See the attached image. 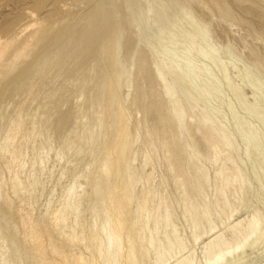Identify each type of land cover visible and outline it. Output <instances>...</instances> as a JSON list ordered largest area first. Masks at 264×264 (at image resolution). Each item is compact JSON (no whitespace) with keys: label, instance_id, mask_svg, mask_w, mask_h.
<instances>
[{"label":"rangeland","instance_id":"rangeland-1","mask_svg":"<svg viewBox=\"0 0 264 264\" xmlns=\"http://www.w3.org/2000/svg\"><path fill=\"white\" fill-rule=\"evenodd\" d=\"M1 48L0 264L6 236L19 264H124L166 221L187 248L175 261L206 264L186 209L232 202L234 169L247 182L232 220L210 209L214 236L264 219V0H0ZM204 79L207 96L189 86Z\"/></svg>","mask_w":264,"mask_h":264},{"label":"bare ground","instance_id":"bare-ground-1","mask_svg":"<svg viewBox=\"0 0 264 264\" xmlns=\"http://www.w3.org/2000/svg\"><path fill=\"white\" fill-rule=\"evenodd\" d=\"M183 49H185V48H183ZM181 50H182V48H181ZM3 54H4L3 48H1L0 49V61L3 59ZM31 54L35 55V51L33 50L31 52ZM43 57H45V58L41 57L42 59H40V61L38 62L39 71H41L44 68V66H46V64L50 61V59H49L50 57L49 58L46 56H43ZM187 71H193L192 67H188ZM18 72H19L18 68L15 67L5 77L8 80V79L12 78ZM207 78L209 79V77H207ZM204 80L205 81H203L200 86L196 85L197 80L190 81L191 85H189L191 89L197 90V92L201 96H205V95L207 96V94H208L207 88H211L213 86L212 85L211 87H209L210 84H212V82L210 80H207V79H204ZM209 81L211 82L210 84H209ZM198 93H196V94H198ZM21 121L22 120L19 118V120L17 122V129L18 130L20 128ZM159 128H161V127H159ZM159 128H157L155 131H151V132L149 130L150 133H148V136H147V137H149L148 139H151L150 136L153 135L154 134L153 132H156ZM159 130L161 131V129H159ZM146 132H148V131H146ZM145 135H147V134H145ZM12 138L13 137H11V136L7 137L6 146L8 143H10L12 141ZM150 141L153 142L154 139L150 140ZM151 144L152 143H150V145ZM103 150L104 149L102 147H100L98 149V155L99 154L101 155ZM261 152L264 153L263 151H261ZM262 153H260L261 156L263 155ZM260 158H261L260 162L264 163V157H260ZM261 165H263V164H261ZM263 169H264V165L262 167L261 166L254 167L252 170L254 180L256 179L257 182L259 180L261 181L262 178L264 177V172L261 171ZM234 170H235V172L233 171L234 173L231 175V177L229 179H225V178L223 179L225 182V183L224 182L223 183L226 184V186L229 187V189H233L231 192L232 202L238 203L239 199L242 198V195H241L242 191L241 190L245 186V183L247 181H246L245 177L240 173L239 170H236V169H234ZM261 172H263V174H261ZM260 174L263 175V177H261ZM260 177H261V179H260ZM259 183L260 182H258V184ZM226 186H225V188H226ZM260 186L263 187V184L261 185V183H260ZM263 189H260L261 192ZM263 192H264V190H263ZM223 197L225 198L224 199L225 201H223V199H222L221 202L219 201L218 203L214 204L212 207L213 210L216 211L215 214H217V216L219 218L218 222L220 225L223 223H226V222L232 220L234 217H236V210H235L236 208L234 209L235 206L233 207L234 204L232 205V202L226 201V197L225 196H223ZM202 201H203V199H202ZM206 202L203 201L202 203H200L201 205L200 204L196 205V206L191 205L187 209L184 208V209H186V211L188 213V218H190L189 220L191 221L193 241L198 242L202 239L206 240V242L203 244L204 255H205V261H203V262H205L206 264H233L235 261H237V259L245 256L244 253L246 251H248L249 249H251L253 246L257 245L258 242L261 241L262 243H264V219H263V217H259L258 212H256V213L253 212L247 218L233 222V224H231L228 227L227 231L224 230V232H231V234H229L230 235L229 237L228 236L226 237L225 233L223 234V232L214 236V233L217 232L216 231L217 229L215 226L217 224H214V222L212 221L214 219L210 218L211 214H212V213H210V209L212 210V208L209 206L208 202L207 203ZM13 208L14 207L12 205L6 204L5 201L3 200L2 196L0 195V214H1V216H3L4 218H7L10 215V213L12 212ZM22 209L26 215V218L30 221L32 229L36 233L40 234V229H39L38 225L35 223V221L33 220L31 214L26 209H24V208H22ZM13 221H14L13 219L10 220L8 218L7 222L10 223ZM164 221H165V219H164ZM7 222H6V224H7ZM164 223H165V225L163 226V228L161 227L162 230H159V228H157V229L155 228L153 231L149 232L148 238L146 239L147 240L146 245H144V246L141 245L139 247V249L140 248L141 249H140V251L138 250L139 253L137 252V254H138V256H140V261L137 260V257H136L137 254H134L133 252L129 251V253L125 257V263L124 264H141L145 260H150L149 257H151V256L154 257V261L151 264H170L172 261H175L176 258L181 256V254H183V252H186L185 250H187V248H186L185 244H183L180 241L181 239L178 240V237L175 236L176 235L174 233L175 230L173 229L174 231H172V229H171V230L167 231V228L169 225L166 224L167 221ZM104 228L105 227H103L102 232H107ZM172 228H173V226H172ZM106 239H107L106 250H109L114 238L111 235H107ZM5 246H6V249H7V252H8V255L10 257L12 264H19L18 258H17L18 257V251H17L16 245L9 236H6V238H5ZM255 253H257V252H255ZM247 255H249V254H247ZM262 256H264V248H262L261 252H259V257H262ZM111 262H113V261H111ZM239 262H240V260H239ZM248 262H249V260H248ZM248 262H242L241 261L239 264H247ZM105 264H110V263L105 262ZM112 264H119V263H112ZM172 264H200V262L198 263L195 260L190 259L189 257H186V258L178 259L177 262L175 261V263H172Z\"/></svg>","mask_w":264,"mask_h":264}]
</instances>
